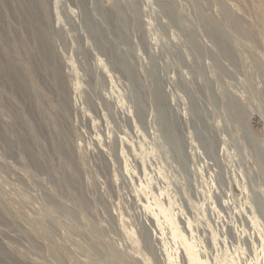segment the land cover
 Here are the masks:
<instances>
[{"label": "rangeland", "instance_id": "1", "mask_svg": "<svg viewBox=\"0 0 264 264\" xmlns=\"http://www.w3.org/2000/svg\"><path fill=\"white\" fill-rule=\"evenodd\" d=\"M257 4L0 0V264H264Z\"/></svg>", "mask_w": 264, "mask_h": 264}, {"label": "bare ground", "instance_id": "2", "mask_svg": "<svg viewBox=\"0 0 264 264\" xmlns=\"http://www.w3.org/2000/svg\"><path fill=\"white\" fill-rule=\"evenodd\" d=\"M13 1V0H12ZM16 1V0H15ZM251 1V0H250ZM257 1V5H259L260 6V9L261 10H263V12H264V0H256ZM254 4V3H253ZM249 5V4H248ZM24 8H25V6H24ZM253 10V9H252ZM251 10V11H252ZM44 11H45V16H44V18L46 19V21L48 22V20H49V14H48V11L49 10H47L46 8H44ZM253 12V11H252ZM254 13V12H253ZM256 13V12H255ZM254 13V14H255ZM261 16V15H260ZM252 17H253V15H252ZM30 20H32V24L33 25H31V27H32V31L34 32V38L36 37V38H39L41 35L43 36H45V38L47 39V41L49 42V43H51V42H53L52 41V39H53V33L51 34V32H49L48 30H44V32H42V28H41V26H40V23H39V21L38 20H35L34 18H30ZM258 20V19H257ZM255 22H257V21H255ZM259 25H261V24H259ZM258 25V26H259ZM264 26V25H263ZM262 26V27H263ZM261 29V28H260ZM262 31V30H261ZM263 32H264V30H263ZM0 38L2 39V36L0 35ZM20 42V41H19ZM22 42V41H21ZM25 43V42H24ZM52 44V43H51ZM18 45H19V43H18ZM23 47V46H22ZM21 47V48H22ZM30 47V46H29ZM29 47H27V48H29ZM53 47V46H52ZM24 48V50H25V48L26 47H23ZM58 58V57H57ZM51 60H52V63H54V65H52L51 67L47 64V62H45L44 60L41 62L42 63V66H43V68H45L44 70H45V72L47 71L49 74H50V76H51V78H53V80H54V82H57V84L59 85V87H60V91L62 92L63 91V87L65 86V82H64V77H63V74H62V70L58 67V65H57V63H56V60H55V56H54V54L51 52ZM24 63V62H23ZM6 64V68H7V70L9 71V73L11 74V75H14V76H16V81H14L13 79L12 80H10V84H11V87L13 88V89H24V88H27L26 87V85H27V82H29V84H30V80H32V82H33V91L34 90H39V87H40V84L35 80V78H34V74H33V72H32V70H30V68L29 67H31V66H26V70L24 71V72H22V73H19L18 71H15L14 70V66L12 67V64H9V63H5ZM29 65V64H28ZM23 68H24V66H23ZM25 69V68H24ZM29 79V80H28ZM32 84V83H31ZM30 84V85H31ZM56 84V83H55ZM32 87V86H31ZM37 93V92H36ZM33 129V132L37 135V133L35 132V129H34V127L32 128ZM25 147H26V149L28 150V151H30L31 150V148L28 146L27 147V145H25ZM98 173V172H97ZM96 173V174H97ZM43 230H45L46 231V228L45 227H43Z\"/></svg>", "mask_w": 264, "mask_h": 264}]
</instances>
